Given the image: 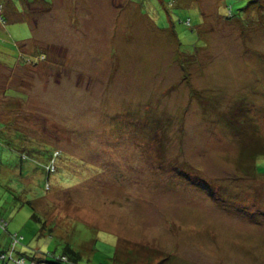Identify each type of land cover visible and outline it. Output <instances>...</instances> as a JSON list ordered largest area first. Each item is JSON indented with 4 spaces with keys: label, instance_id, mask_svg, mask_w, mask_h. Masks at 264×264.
Segmentation results:
<instances>
[{
    "label": "rangeland",
    "instance_id": "obj_1",
    "mask_svg": "<svg viewBox=\"0 0 264 264\" xmlns=\"http://www.w3.org/2000/svg\"><path fill=\"white\" fill-rule=\"evenodd\" d=\"M14 2L0 264H264V0Z\"/></svg>",
    "mask_w": 264,
    "mask_h": 264
},
{
    "label": "trees",
    "instance_id": "obj_2",
    "mask_svg": "<svg viewBox=\"0 0 264 264\" xmlns=\"http://www.w3.org/2000/svg\"><path fill=\"white\" fill-rule=\"evenodd\" d=\"M64 253L59 257L60 259H66L68 262H73V258L77 257L76 253H74L69 247H65L63 249ZM62 251V252H63ZM35 260L38 262H41L43 264H59V262H54V263H46L45 261H43L40 257L37 258L36 256L32 257L31 260ZM59 261V259L57 260ZM61 261V260H60Z\"/></svg>",
    "mask_w": 264,
    "mask_h": 264
},
{
    "label": "crops",
    "instance_id": "obj_3",
    "mask_svg": "<svg viewBox=\"0 0 264 264\" xmlns=\"http://www.w3.org/2000/svg\"><path fill=\"white\" fill-rule=\"evenodd\" d=\"M24 2H22L21 4H22V8H25V6L27 7V5H28V0H23ZM118 0H111V2H112V4L115 6V2H117ZM3 2H4V4H5V6H6V8H8V7H11V8H13L11 11H13V10H15V8H19L20 6H19V3L18 2H14V0H3ZM7 17V16H6ZM1 24V23H0ZM0 27H2V26H0ZM0 29H2V28H0ZM0 33H2V35H3V31H1L0 30Z\"/></svg>",
    "mask_w": 264,
    "mask_h": 264
},
{
    "label": "built area",
    "instance_id": "obj_4",
    "mask_svg": "<svg viewBox=\"0 0 264 264\" xmlns=\"http://www.w3.org/2000/svg\"><path fill=\"white\" fill-rule=\"evenodd\" d=\"M1 9H2V7H1V5H0V23L3 22L2 17H1ZM1 259H4V257L1 256ZM18 261H19V260H18ZM32 264H33V263H32Z\"/></svg>",
    "mask_w": 264,
    "mask_h": 264
}]
</instances>
